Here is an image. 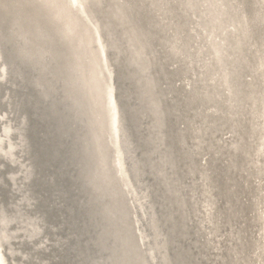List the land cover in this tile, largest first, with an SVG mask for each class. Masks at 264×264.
<instances>
[{"label":"bare ground","instance_id":"obj_1","mask_svg":"<svg viewBox=\"0 0 264 264\" xmlns=\"http://www.w3.org/2000/svg\"><path fill=\"white\" fill-rule=\"evenodd\" d=\"M25 108L82 192L71 263L264 264V0H0V264L79 242Z\"/></svg>","mask_w":264,"mask_h":264},{"label":"water","instance_id":"obj_2","mask_svg":"<svg viewBox=\"0 0 264 264\" xmlns=\"http://www.w3.org/2000/svg\"><path fill=\"white\" fill-rule=\"evenodd\" d=\"M30 109L31 108H25V113H27V117L29 118L28 135L30 139V156H32L35 171L39 176L38 180L35 182V188L42 195V200L38 209L44 213L46 220L53 225V238H57L60 234L59 230L54 225H58V222L61 223V215L65 220L63 226L64 232L66 233L68 231L67 227L69 224L80 236L86 228L84 222L87 219V214L84 212V210L87 209L81 206L82 192L76 188V182L69 179L66 172L62 170V166L65 163V156L62 153L59 137L53 134L39 137L37 135L33 110ZM56 187L64 192V209L61 211L52 208L51 204H49L52 199V193ZM7 188L8 190L3 186L0 187V203H2L4 207L9 205V200L12 198L10 194H13L10 190V185ZM75 235L76 237L78 236L77 234ZM79 236V242L74 240L68 245H63L60 250L57 249L60 252L59 254L54 253L49 256L45 255L48 264H75L74 262L71 263L73 248L83 253V243L89 249L86 242ZM14 249H16L22 257L23 251H29L27 246H20L19 243H15ZM52 257L57 258V260H51ZM7 259L11 264H25V262H20L17 257L14 258L15 262L11 257L7 256Z\"/></svg>","mask_w":264,"mask_h":264}]
</instances>
